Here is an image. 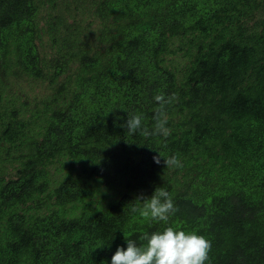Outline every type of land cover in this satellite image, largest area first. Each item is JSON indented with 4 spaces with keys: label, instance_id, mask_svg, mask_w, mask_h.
Returning a JSON list of instances; mask_svg holds the SVG:
<instances>
[{
    "label": "trees",
    "instance_id": "obj_1",
    "mask_svg": "<svg viewBox=\"0 0 264 264\" xmlns=\"http://www.w3.org/2000/svg\"><path fill=\"white\" fill-rule=\"evenodd\" d=\"M161 93L170 135H130ZM168 226L264 264V0H0V264H111Z\"/></svg>",
    "mask_w": 264,
    "mask_h": 264
},
{
    "label": "clouds",
    "instance_id": "obj_2",
    "mask_svg": "<svg viewBox=\"0 0 264 264\" xmlns=\"http://www.w3.org/2000/svg\"><path fill=\"white\" fill-rule=\"evenodd\" d=\"M176 99L175 94L165 96L163 93L154 97L158 103L151 131L143 125V115L135 114L127 118L123 127H126L130 135L136 134L167 137L170 129L167 127L168 117L166 107ZM156 164L161 163V156H153ZM165 166L169 168H182L183 164L176 155L163 159ZM143 201V207L139 213L144 218L154 221L167 222L171 214L177 211L171 194L163 187H156L150 197L141 195L137 198ZM132 212L138 209L133 207ZM140 239L146 243L138 245L133 239H127L126 249L117 246L111 257V264H206L209 261L211 241L196 232H186L171 226L162 231L144 233Z\"/></svg>",
    "mask_w": 264,
    "mask_h": 264
},
{
    "label": "rangeland",
    "instance_id": "obj_3",
    "mask_svg": "<svg viewBox=\"0 0 264 264\" xmlns=\"http://www.w3.org/2000/svg\"><path fill=\"white\" fill-rule=\"evenodd\" d=\"M84 4L87 5V2H84ZM59 5H60V4L58 3V4H57V8H59ZM57 10H59V9H57ZM79 11H80V14H81V12H84V11H86V10L83 9V8H80ZM53 12H55V10H54ZM83 14H84V15H83V18H85L86 20H89V21L92 22V23H93V22L97 23V22L99 21L98 18L91 16V14H90L89 12H85V13H83ZM22 84H23L22 86H24L25 89H29V90H31L32 88H34L35 91L40 90L41 87H42L40 84L29 83L28 80L24 81V83H22ZM30 85L32 86V88H31ZM46 89H47V88H45V90H46ZM41 93H42V92H41Z\"/></svg>",
    "mask_w": 264,
    "mask_h": 264
},
{
    "label": "bare ground",
    "instance_id": "obj_4",
    "mask_svg": "<svg viewBox=\"0 0 264 264\" xmlns=\"http://www.w3.org/2000/svg\"><path fill=\"white\" fill-rule=\"evenodd\" d=\"M50 54V53H49ZM52 57V56H51ZM3 149V148H2ZM13 150V149H12ZM5 155V154H4ZM13 212V211H12ZM7 218V217H6Z\"/></svg>",
    "mask_w": 264,
    "mask_h": 264
}]
</instances>
